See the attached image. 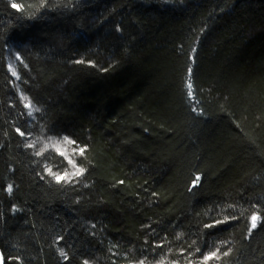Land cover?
Masks as SVG:
<instances>
[{
  "label": "trees",
  "instance_id": "16d2710c",
  "mask_svg": "<svg viewBox=\"0 0 264 264\" xmlns=\"http://www.w3.org/2000/svg\"><path fill=\"white\" fill-rule=\"evenodd\" d=\"M0 250L264 264V0H0Z\"/></svg>",
  "mask_w": 264,
  "mask_h": 264
},
{
  "label": "snow or ice",
  "instance_id": "6c2138e0",
  "mask_svg": "<svg viewBox=\"0 0 264 264\" xmlns=\"http://www.w3.org/2000/svg\"><path fill=\"white\" fill-rule=\"evenodd\" d=\"M13 7H17V6H16V5H13ZM13 74H15V73H13ZM188 87H189V89H190V88H191V85H189ZM189 94H191V92H189ZM73 143H74V142H73ZM80 153H81V154L83 153V149H80ZM70 162H71V161H70ZM49 171L51 172V170H49ZM82 171H83V170H80L79 172L76 173V175H80ZM55 178H56V180L59 182V181H62V180H64V179H67V174H64V175H62V176H56ZM198 179H199V178L197 177V181H198ZM197 181H193V184L195 185V183H196ZM8 191H11V186H9ZM257 220H258V217H257V216L253 215V216L251 217V227H252L253 229H255V228L257 227ZM218 223H221V222L218 221ZM207 227H211V225H208ZM62 254H63V253H62ZM225 254H226V253H225ZM215 255H216V253H211V255L208 256V257H206L205 259H211V258L215 257ZM85 264H87V262H85ZM141 264H142V262H141Z\"/></svg>",
  "mask_w": 264,
  "mask_h": 264
},
{
  "label": "water",
  "instance_id": "95a60500",
  "mask_svg": "<svg viewBox=\"0 0 264 264\" xmlns=\"http://www.w3.org/2000/svg\"><path fill=\"white\" fill-rule=\"evenodd\" d=\"M0 264H5V258L1 250H0Z\"/></svg>",
  "mask_w": 264,
  "mask_h": 264
}]
</instances>
